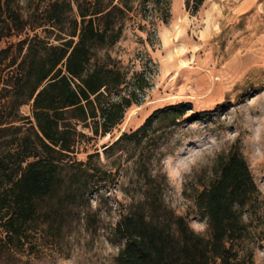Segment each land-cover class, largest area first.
<instances>
[{"label":"rangeland","instance_id":"1","mask_svg":"<svg viewBox=\"0 0 264 264\" xmlns=\"http://www.w3.org/2000/svg\"><path fill=\"white\" fill-rule=\"evenodd\" d=\"M49 1L13 0L11 6L32 17ZM129 5L130 11L116 17L119 41L98 49L95 59L126 73L125 91L135 90L138 105L103 137L79 125L85 136L73 155L86 161L96 154L92 163L113 179L91 186L79 205H59L56 197L42 202L19 247L6 243L0 229V264H116L121 244L112 229L129 211L168 223L173 232L175 217L182 216L189 229L208 237L195 196L215 178L218 158L229 152L244 158L257 190L252 207L242 212L247 231L238 263L264 264V0H205L195 13L185 0ZM19 39L1 40L0 49ZM140 84L143 90L136 89ZM8 100L10 134L33 119L31 102L16 107ZM177 104L184 106V116H156L145 135L114 143L155 110ZM4 139L13 144L3 149L12 151L14 136Z\"/></svg>","mask_w":264,"mask_h":264},{"label":"trees","instance_id":"2","mask_svg":"<svg viewBox=\"0 0 264 264\" xmlns=\"http://www.w3.org/2000/svg\"><path fill=\"white\" fill-rule=\"evenodd\" d=\"M12 1L0 0V41L20 38L0 49V229L6 243L19 247L42 202L56 197L59 205H79L91 186L113 179L92 163L96 154L86 161L74 158L78 140L85 136L77 127L103 137L138 103L135 90L125 91L126 73L95 59L98 49L119 41L122 25L116 17L131 10L129 0L118 4L53 0L32 17L12 7ZM164 1L144 0L156 5ZM204 1L185 0V8L195 13ZM7 98L6 104L16 107L31 102L33 119L26 122L27 128L17 126L10 134ZM184 114L182 104L155 110L135 131L122 133L114 143L145 135L156 116ZM10 135L15 138L12 151L3 149L12 143L4 139ZM256 192L244 158L236 152L220 156L215 178L194 201L196 211L206 219L209 236L194 233L182 216L175 217L173 232L168 223L129 211L112 229L115 242L121 244L116 264H239L238 245L247 231L242 212L252 207Z\"/></svg>","mask_w":264,"mask_h":264},{"label":"bare ground","instance_id":"3","mask_svg":"<svg viewBox=\"0 0 264 264\" xmlns=\"http://www.w3.org/2000/svg\"><path fill=\"white\" fill-rule=\"evenodd\" d=\"M178 37V36H177ZM175 38H176V36H175ZM175 40H177V39H175Z\"/></svg>","mask_w":264,"mask_h":264}]
</instances>
